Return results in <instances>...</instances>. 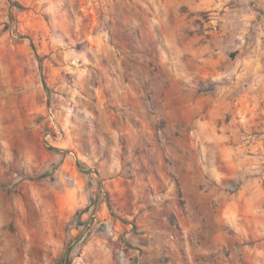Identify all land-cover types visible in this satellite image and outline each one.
I'll return each instance as SVG.
<instances>
[{"label": "rangeland", "instance_id": "1", "mask_svg": "<svg viewBox=\"0 0 264 264\" xmlns=\"http://www.w3.org/2000/svg\"><path fill=\"white\" fill-rule=\"evenodd\" d=\"M0 264H264V0H0Z\"/></svg>", "mask_w": 264, "mask_h": 264}]
</instances>
